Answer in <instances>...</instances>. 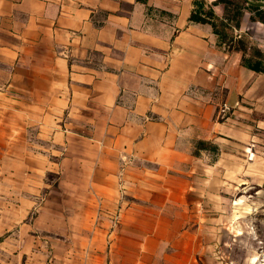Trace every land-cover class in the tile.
Instances as JSON below:
<instances>
[{"label":"crops","instance_id":"1","mask_svg":"<svg viewBox=\"0 0 264 264\" xmlns=\"http://www.w3.org/2000/svg\"><path fill=\"white\" fill-rule=\"evenodd\" d=\"M197 1L0 0L1 264H113L118 248L143 264L201 210L198 142L229 134L238 174L264 78L190 20ZM120 182L130 204L108 244Z\"/></svg>","mask_w":264,"mask_h":264},{"label":"rangeland","instance_id":"2","mask_svg":"<svg viewBox=\"0 0 264 264\" xmlns=\"http://www.w3.org/2000/svg\"><path fill=\"white\" fill-rule=\"evenodd\" d=\"M198 2H201L203 14L216 9L230 23V28L233 26L232 29L225 28L226 39L221 42L225 49L236 50L244 46L249 57H253L252 52L256 49L264 52V48L258 46V41L251 38L253 34L263 37L264 27L253 23V15L246 0ZM238 21L240 25L235 28ZM238 51L243 55L242 51ZM244 69L245 76L264 78V72H256L245 66ZM230 111V107L223 105L216 118L227 125L229 131ZM253 118L249 119L253 125L249 128L251 132L240 134V160L236 175L232 172L231 158L221 160L222 152L231 153V143L227 141L231 140L229 134L217 133V138H225L224 146L208 140L201 147L198 142V147L205 150L201 164L206 165L207 171L202 176L204 183L200 184L207 187L206 195L201 197L200 202L194 200L201 210L194 209L185 216L191 229L185 228L182 235L174 232L169 234V246L154 242L151 245L153 253L145 257L143 264H264V113L255 111ZM196 153L199 154V151ZM129 200L127 187L124 182H120L116 206L108 212V244L119 230ZM126 244L123 241L121 245L126 247ZM126 254L118 248V261L113 264H133L132 256Z\"/></svg>","mask_w":264,"mask_h":264},{"label":"trees","instance_id":"3","mask_svg":"<svg viewBox=\"0 0 264 264\" xmlns=\"http://www.w3.org/2000/svg\"><path fill=\"white\" fill-rule=\"evenodd\" d=\"M219 2H228L229 0H218ZM197 7L193 10L190 20L194 22H200V23H208L213 27L214 32L217 34L219 41L224 42L226 39V31L225 28H230L231 25L228 21L225 19L220 18L213 9L210 11H205L204 14L201 11V2L196 3ZM250 10L253 12V19L259 20L264 23V8L262 7V4H254L252 3L249 6ZM241 15V13H238ZM240 22L238 21L234 26L239 27ZM233 28V26H232ZM230 28V29H232ZM236 50H240L243 52L242 56V65L245 66L248 69H251L256 72H264V52L256 49L254 52H252L253 57H249L247 54V49L242 46L238 47ZM256 58V59H255ZM206 143L204 141L199 142V146H203Z\"/></svg>","mask_w":264,"mask_h":264}]
</instances>
